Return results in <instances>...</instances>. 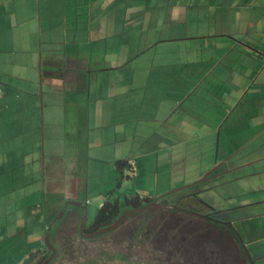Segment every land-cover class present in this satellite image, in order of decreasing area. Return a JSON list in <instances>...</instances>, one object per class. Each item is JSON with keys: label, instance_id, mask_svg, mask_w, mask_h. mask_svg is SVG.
I'll use <instances>...</instances> for the list:
<instances>
[{"label": "crops", "instance_id": "0c3cea01", "mask_svg": "<svg viewBox=\"0 0 264 264\" xmlns=\"http://www.w3.org/2000/svg\"><path fill=\"white\" fill-rule=\"evenodd\" d=\"M210 162L197 194L248 249L234 264H264V0H0V264L106 191L144 206Z\"/></svg>", "mask_w": 264, "mask_h": 264}, {"label": "rangeland", "instance_id": "374dc122", "mask_svg": "<svg viewBox=\"0 0 264 264\" xmlns=\"http://www.w3.org/2000/svg\"><path fill=\"white\" fill-rule=\"evenodd\" d=\"M256 10L258 11L259 7H257ZM255 23L258 25L252 26V29H260L261 26L259 22L254 20L253 24ZM211 29L212 32L216 30L214 28ZM253 38L254 37L252 36V41L251 39H246V41L251 42L250 46L252 48L258 49V45L253 42ZM189 161L190 163L192 162V160ZM214 166V162L208 163L205 166V168L207 169L206 173L213 169ZM146 171L147 175H149L150 172L147 168ZM205 174L202 175L204 176ZM202 175L200 178L203 177ZM191 179V185L199 182L200 180L195 174H191ZM111 186L115 187L114 181L111 182ZM117 187L118 183L116 184L115 188ZM175 189L176 188H173V190ZM108 193L109 191L105 192L102 203L109 199ZM211 198L216 201L215 197ZM97 208L98 207H96L95 209ZM95 214H93L94 217ZM159 214L165 215V209H155V211H151V216L147 220L146 226H143L145 227V233L144 231L142 233H144L145 237H143V234L137 235V230L135 228L136 226L140 225L142 221H144L145 212L131 215L132 217H130L128 220L126 219L122 223V227L120 226L118 228H115L110 233L100 234L97 236L92 235L91 237H88L83 235L80 236L79 232L77 231L75 233H70L69 231L65 232V234H67L65 236L67 237V239L65 237L63 238L64 240L68 241L67 244H69V246H64L63 249L59 251V254L55 256L49 264H183L180 260V257L177 256L178 252L181 251V248L173 244L172 240L171 242L163 241V237H161V235L158 234L157 231H155V226L159 222ZM183 216L184 214L181 215V217ZM86 217H89L87 218L89 223H93L94 217H90L88 215ZM190 218L193 219L192 221L195 220V222H203V220L197 217L194 218L193 214H191ZM74 219L75 221H72L70 225L75 226L77 229L78 221L77 218ZM130 223L132 224V226H129ZM126 225L129 226L131 230L125 228ZM185 230H187V228H185ZM212 237H214V235L211 234L210 239V235L206 231H200L198 234L196 232L195 237H192V240H190L191 246L189 250H193V246H195V249L198 252L205 253L206 257L209 256L214 248ZM172 244L176 247H171ZM207 248H209L208 251H206ZM39 256L40 254L38 255V257ZM221 259L222 257L219 258V261H214V259H209L207 257V262H195L194 260L191 262V264H234L235 262L232 257L228 260ZM22 263L24 262H21V264Z\"/></svg>", "mask_w": 264, "mask_h": 264}, {"label": "trees", "instance_id": "16d2710c", "mask_svg": "<svg viewBox=\"0 0 264 264\" xmlns=\"http://www.w3.org/2000/svg\"><path fill=\"white\" fill-rule=\"evenodd\" d=\"M252 50V48H251ZM119 167H121L123 164L119 162ZM220 171V168H216L214 169L211 174L209 176H213L215 174H217ZM123 178V176L121 177ZM121 178L119 179V182H121ZM196 186H194L191 189H187L186 192L187 194H190V196H194L198 202H200V196L197 195L196 193V189H194ZM197 188V187H196ZM191 190V191H190ZM192 192V193H191ZM184 192H179V195H182ZM179 202H181L182 200H177ZM175 201L174 203L177 204V207H168L165 209V215H161L159 214V222L158 224L155 226V231H157L158 234L161 235V237H163V241L166 242H171L175 244L177 247L181 248V251L178 252L177 256L180 257V260L182 261L183 264H191L192 261L195 260V262L197 261H206L207 262V257L209 259H214V261H219V258L222 257L221 260H228L231 257L229 256L230 254H233L232 258L235 261H244L246 260V255L244 254L243 250L242 252L239 251L240 253L236 252L238 251V249L236 248V244L231 241V238L228 234L222 232V230L218 231L216 228L218 226H220V224L217 222L216 220V210L214 208H212L211 206H209L207 203H202L203 207L205 208L204 211H199L197 208L192 207L191 209L184 210L183 207L179 204V202ZM206 202V201H205ZM138 207V206H136ZM159 210V209H156ZM152 211H155L152 210ZM124 212V210H121L118 203L114 202V201H110L107 200L103 203V205L101 207H99L97 209L96 215L94 217V222L92 224V226L90 227L91 229H101L103 227L106 226H110L112 224H114L120 217V215ZM184 214L183 217H181V215ZM191 214L194 215V218L197 217L201 220H203V222H195L192 221L193 219L190 218ZM151 216V211L149 212H145V219L144 221L141 222L140 225L138 226H134L137 230V235L143 234V237H145L144 233V229L146 226V222L147 220L150 218ZM130 217H132L131 215H128L124 221L127 219H129ZM184 220V221H183ZM123 221V222H124ZM122 222V223H123ZM122 223L118 226V227H122ZM129 226H132V224L130 223ZM129 226H125V228H128L129 230H131V228H129ZM117 227V228H118ZM148 227V225H147ZM225 227V226H223ZM185 228H187V230H185ZM154 229V228H153ZM59 230H61V226L59 225L58 227H56L54 229L53 232V236L54 239L56 238L57 240V244H58V254H59V250L63 249V247H67L69 246L68 241L64 240L63 237H65L67 234L64 235H57V232H59ZM147 230V229H146ZM113 231V230H112ZM144 231V233H142ZM200 231H206L209 235H210V239H211V234L214 235V237H212L213 239V251L210 253L209 256L206 257L205 253L202 252H198L195 249V246H193V250L190 249L191 246V241L192 237H195V233L197 232V234ZM106 232V233H110ZM104 233V234H106ZM193 233V234H192ZM192 236V237H191ZM67 239V237H65ZM173 244L171 245V247H176L173 246ZM194 244V243H193ZM209 248H207L206 251H208ZM204 251V252H206ZM42 253L41 257H38L39 253H32L31 254V258H29L28 260H26V262H24V264H41L44 263L46 258H48L50 251L49 250H45L44 252H40ZM184 254V256H183ZM36 257V259H35ZM35 259V262H33Z\"/></svg>", "mask_w": 264, "mask_h": 264}, {"label": "clouds", "instance_id": "9594fccd", "mask_svg": "<svg viewBox=\"0 0 264 264\" xmlns=\"http://www.w3.org/2000/svg\"><path fill=\"white\" fill-rule=\"evenodd\" d=\"M120 163H123V161H120ZM129 165H130V163H129ZM130 167H131V165H130ZM133 172H135V171H133ZM211 173H207V174H205L202 178H200V180H199V182H197V183H195V184H193V186H183V187H177L175 190H171L166 196H164V198L162 197V198H157V199H155V200H157L160 204H162V205H165L164 206V208H160V207H153V208H149V205H152L153 204V202L155 201V200H153V201H147L146 203V205H144V206H139V207H136V208H132V209H128V210H126V211H131V210H134V209H141L140 211H138V212H135V213H129V214H127L126 215V217L128 216V215H133V214H136V213H141V212H149V211H152V210H154V209H166V208H168V207H177V204H175L174 202L175 201H177V200H182L181 202H179V201H177V202H179V204L183 207V209L184 210H189V209H191L192 207H194V208H197L199 211H204V207H203V205H202V203L204 204V203H206L205 201H203L202 200V198L200 197V202H198L197 201V199L194 197V196H190V194H182V195H179L178 197H177V199L176 200H174V201H169L170 199H169V196H171V195H173V194H177V193H179V192H184V191H186L187 189H191V190H193L192 188L194 187V186H196L197 188H199V187H201V186H203L204 185V183H206L212 176H209ZM199 184V185H198ZM194 188V189H196L197 190V188ZM190 190V191H191ZM187 193V192H186ZM192 193V192H191ZM196 193H198V191H196ZM198 195V194H197ZM199 196V195H198ZM189 198H192L193 199V201H190L189 200ZM148 206V207H147ZM125 210H124V212H126ZM123 212V213H124ZM122 213V214H123ZM121 214V215H122ZM84 215H86V214H83L81 217H82V219H83V217H84ZM120 215V216H121ZM125 217V218H126ZM84 218H86V216L84 217ZM124 218V219H125ZM79 219H81V218H78L77 220H79ZM124 219L122 220V222L124 221ZM75 220V219H74ZM216 220H217V222L220 224V226H218L216 229L218 230V231H220V230H222V232H224V233H226V234H228L229 236H230V238H231V241H232V243L234 242L235 244H236V248L238 249V251H236V252H238V253H240L239 251H241L242 252V250H243V252H244V254L247 256L246 257V259H250L251 257L249 256V251H248V249L246 248V246L244 245V243L241 241V239H240V235H239V232L234 228V226L233 225H231L230 223H227V222H225V221H222V220H220L219 218H217V216H216ZM81 222H82V220H81ZM94 222V221H93ZM121 222V223H122ZM70 223L71 222H69V224L68 225H70ZM120 223V224H121ZM86 224H87V221H86ZM85 224V225H86ZM93 224V223H92ZM119 224V225H120ZM85 225L84 226H81V223H80V229H79V234H81L82 235V229H83V227H85ZM118 225V226H119ZM117 226V227H118ZM223 226H225V227H223ZM77 227H78V224H77ZM116 227V228H117ZM73 228H75V230H69L68 229V226H67V228H66V231L65 232H70V233H75L76 231L78 232V228L76 229V227L75 226H73ZM54 227L52 228V234H51V236L53 235V232H54ZM99 230V229H98ZM114 230V229H113ZM97 231V230H96ZM112 231V230H111ZM107 232H109V231H107ZM104 233H106V232H103V233H100V234H104ZM100 234H98V235H100ZM97 236V235H96ZM88 237H91V236H88ZM51 241H52V243H53V240H52V237H51ZM54 244V243H53ZM57 245V244H56ZM56 245L54 244V246L56 247ZM58 246V245H57ZM56 249H57V247H56ZM48 250L50 251V249H49V247H48ZM60 251V250H59ZM50 254V253H49ZM58 255V249H57V253H56V256ZM230 257H232L233 256V254H230L229 255ZM47 259V258H46ZM54 259V258H53ZM52 259V260H53ZM51 260V261H52ZM46 261V260H45ZM51 261H49L47 264H49ZM239 262V261H238ZM45 263V262H44ZM44 263H42V264H44Z\"/></svg>", "mask_w": 264, "mask_h": 264}, {"label": "water", "instance_id": "95a60500", "mask_svg": "<svg viewBox=\"0 0 264 264\" xmlns=\"http://www.w3.org/2000/svg\"><path fill=\"white\" fill-rule=\"evenodd\" d=\"M164 206H165V205H162V204H160L157 200H155V201L153 202L152 205H149V208H153V207L164 208ZM147 207H148V206H147ZM140 210H141V209H134V210H131V211H126V212H124L114 224H112V225H110V226L103 227V228L97 230V231L95 232V234H93V235H98V234H100V233L107 232V231H111V230L115 229V228H116V227L122 222V220L126 217L127 214H129V213H135V212H138V211H140ZM85 216H86V215H84V217H85ZM84 217H83V219H82L81 226H84V225L86 224V218H84ZM54 226H55V223H53V224L49 227V229H48V231H47V233H46V244L48 245V247H49V249H50V254H49V256H48V258L46 259V261H45L44 264H47L49 261H51V260L56 256V253H57V249H56V247L54 246V244H53L52 241H51V237H52V236H51V234H52V228H53Z\"/></svg>", "mask_w": 264, "mask_h": 264}, {"label": "flooded vegetation", "instance_id": "af4514ba", "mask_svg": "<svg viewBox=\"0 0 264 264\" xmlns=\"http://www.w3.org/2000/svg\"><path fill=\"white\" fill-rule=\"evenodd\" d=\"M82 217L81 219L77 220L78 221V232L80 229V223H81ZM75 221V220H70V222ZM92 226V223L86 224L85 227H83L82 229V235L83 236H92L93 234H95L96 230L95 229H91L90 227ZM69 230H74L75 228H73V226L69 225L68 226ZM81 236V234H79Z\"/></svg>", "mask_w": 264, "mask_h": 264}, {"label": "bare ground", "instance_id": "6f19581e", "mask_svg": "<svg viewBox=\"0 0 264 264\" xmlns=\"http://www.w3.org/2000/svg\"><path fill=\"white\" fill-rule=\"evenodd\" d=\"M63 214V213H62Z\"/></svg>", "mask_w": 264, "mask_h": 264}]
</instances>
